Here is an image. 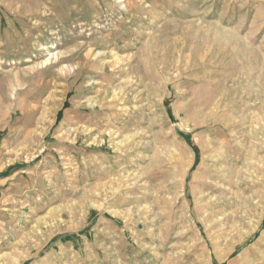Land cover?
Wrapping results in <instances>:
<instances>
[{
    "label": "rangeland",
    "instance_id": "obj_1",
    "mask_svg": "<svg viewBox=\"0 0 264 264\" xmlns=\"http://www.w3.org/2000/svg\"><path fill=\"white\" fill-rule=\"evenodd\" d=\"M0 264H264V0H0Z\"/></svg>",
    "mask_w": 264,
    "mask_h": 264
},
{
    "label": "bare ground",
    "instance_id": "obj_2",
    "mask_svg": "<svg viewBox=\"0 0 264 264\" xmlns=\"http://www.w3.org/2000/svg\"><path fill=\"white\" fill-rule=\"evenodd\" d=\"M35 12V11H34ZM215 242V241H214ZM213 245H214V249H215V252L214 253H216V259L218 260V261H220V259H221V255L223 256V254H218V257H217V252H219L220 251V247H219V245L217 244V243H213ZM208 248V247H207ZM228 251V250H227ZM224 259V258H223ZM207 260V259H206Z\"/></svg>",
    "mask_w": 264,
    "mask_h": 264
}]
</instances>
